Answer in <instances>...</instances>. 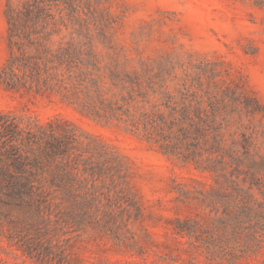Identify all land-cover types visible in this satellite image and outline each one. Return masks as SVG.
<instances>
[{
	"label": "rangeland",
	"instance_id": "374dc122",
	"mask_svg": "<svg viewBox=\"0 0 264 264\" xmlns=\"http://www.w3.org/2000/svg\"><path fill=\"white\" fill-rule=\"evenodd\" d=\"M0 114L79 141L60 264H264V0H0Z\"/></svg>",
	"mask_w": 264,
	"mask_h": 264
},
{
	"label": "trees",
	"instance_id": "16d2710c",
	"mask_svg": "<svg viewBox=\"0 0 264 264\" xmlns=\"http://www.w3.org/2000/svg\"><path fill=\"white\" fill-rule=\"evenodd\" d=\"M49 1L71 5V0ZM7 14L11 39L24 32L32 20L23 7L17 11L9 6ZM36 82L39 87L45 83L38 62ZM21 124L0 114V220L6 224L9 239L23 253L31 258L42 255L47 260L56 259L60 264L65 261L63 246L52 236L53 230L85 225L83 206L77 199L71 203L76 196L68 176L82 149L72 131L53 122L38 128ZM197 132L205 136L208 131L202 128ZM69 205L78 208L69 211ZM257 217L262 232L258 240L262 238L264 247V215Z\"/></svg>",
	"mask_w": 264,
	"mask_h": 264
}]
</instances>
